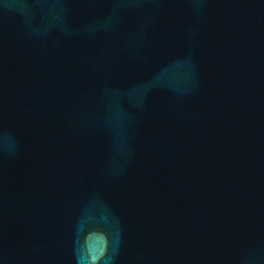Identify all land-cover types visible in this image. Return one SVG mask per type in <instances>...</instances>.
<instances>
[{
  "label": "water",
  "instance_id": "1",
  "mask_svg": "<svg viewBox=\"0 0 264 264\" xmlns=\"http://www.w3.org/2000/svg\"><path fill=\"white\" fill-rule=\"evenodd\" d=\"M0 264H264V0H0Z\"/></svg>",
  "mask_w": 264,
  "mask_h": 264
}]
</instances>
